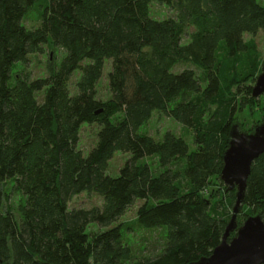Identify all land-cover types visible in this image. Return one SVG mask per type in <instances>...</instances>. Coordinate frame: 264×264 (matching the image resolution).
<instances>
[{
	"label": "trees",
	"instance_id": "trees-1",
	"mask_svg": "<svg viewBox=\"0 0 264 264\" xmlns=\"http://www.w3.org/2000/svg\"><path fill=\"white\" fill-rule=\"evenodd\" d=\"M39 1L0 0V264H190L210 255L235 202L219 176L230 126L264 94L252 96L264 60L244 37L264 31V0H46L28 28ZM152 1L172 13L153 17ZM45 47L62 53L33 77L28 55ZM106 58L110 96L101 100ZM179 62L192 66L174 70ZM154 112L180 123L193 148L182 134L144 130ZM83 122L100 126L86 155L77 147ZM116 150L130 157L110 176ZM211 181L223 190L215 200ZM82 192L101 203L70 208ZM137 199L135 225L112 224ZM255 213L264 221V151L251 163L237 226ZM90 223L104 229L89 236ZM133 226L155 235L149 255L133 251Z\"/></svg>",
	"mask_w": 264,
	"mask_h": 264
},
{
	"label": "rangeland",
	"instance_id": "rangeland-1",
	"mask_svg": "<svg viewBox=\"0 0 264 264\" xmlns=\"http://www.w3.org/2000/svg\"><path fill=\"white\" fill-rule=\"evenodd\" d=\"M46 3V0H40L37 4L29 9L24 17V24L28 28H33L39 23V14L40 8L42 5ZM150 13L155 18H162L170 15L172 12L163 4L158 3L157 1H152L150 3ZM245 39L253 38L256 42L258 51L260 53L261 60H264V31H259L255 36H251L250 34H245ZM61 49L55 47L52 50L45 47L43 52L33 53L28 55V61L26 63V70L30 72L33 77H41L46 75V65L49 61L55 60L57 57L61 55ZM185 66H192L189 62H179L175 65L174 70H180ZM111 67V59L106 58L103 63L102 73L96 84V96L101 100H105L110 96V89L108 84V72ZM78 70L74 72L72 77L70 78L69 87L71 91L75 90L74 83L79 77ZM42 92L37 93V97L40 99ZM259 97V96H258ZM264 111V94L261 95L256 104L251 108L244 107L241 111L237 112L236 119L241 124L244 131L251 130L252 126L260 121L263 116ZM100 126L96 123H86L83 122L79 129V138L77 147L81 150L83 155H86L88 151L95 145L97 140V132ZM144 130H146L150 135H152L155 139H160L161 135L164 131L170 130L175 134H182L185 136L187 143L190 148H193L192 140L190 134L183 129L180 123L175 121L174 119L165 116L162 113L154 112L152 117L146 123ZM130 157L129 152H123L116 150L112 157L108 160V164L106 167V173L110 176H117L119 173V169L125 160ZM207 191H209L210 198L217 199L220 195H223V190L220 185H215L213 181L209 183L208 186L205 187ZM143 202V200H136L135 203L129 207L125 213L112 224H116L121 222L123 224L135 225L136 222V209ZM101 203V198L93 193V192H82L71 198L69 201L70 208L83 207L88 208L92 205H98ZM232 211L229 212V214ZM111 224V225H112ZM134 227V226H133ZM104 227L97 225L96 223H90L86 232L89 236H92L101 230ZM133 251L138 255H149L154 246L156 247V242H153L155 235L151 236L147 231L140 230L134 227V230H129L127 233ZM149 237L147 242H144V238ZM144 248V250H143Z\"/></svg>",
	"mask_w": 264,
	"mask_h": 264
},
{
	"label": "water",
	"instance_id": "water-1",
	"mask_svg": "<svg viewBox=\"0 0 264 264\" xmlns=\"http://www.w3.org/2000/svg\"><path fill=\"white\" fill-rule=\"evenodd\" d=\"M264 93V61L252 87L254 98ZM264 151V120L244 131L233 122L228 132V146L222 154L220 179L226 190H235L232 215L225 226L221 241L210 255L190 264H264V221L260 213L248 215L237 226L236 214L243 201L252 161ZM235 234L228 240L229 234Z\"/></svg>",
	"mask_w": 264,
	"mask_h": 264
}]
</instances>
